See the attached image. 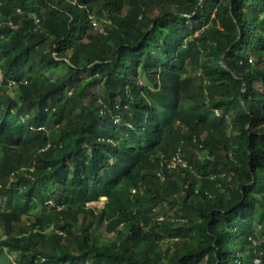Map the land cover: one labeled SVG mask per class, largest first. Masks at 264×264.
I'll list each match as a JSON object with an SVG mask.
<instances>
[{
  "label": "trees",
  "instance_id": "16d2710c",
  "mask_svg": "<svg viewBox=\"0 0 264 264\" xmlns=\"http://www.w3.org/2000/svg\"><path fill=\"white\" fill-rule=\"evenodd\" d=\"M0 264H264V0H0Z\"/></svg>",
  "mask_w": 264,
  "mask_h": 264
},
{
  "label": "built area",
  "instance_id": "2783aa9c",
  "mask_svg": "<svg viewBox=\"0 0 264 264\" xmlns=\"http://www.w3.org/2000/svg\"><path fill=\"white\" fill-rule=\"evenodd\" d=\"M38 19L35 20L36 23H38ZM92 25L94 27V29L96 31H98L100 34H106V30H105V27L102 25V24H99L98 21L96 20H92ZM184 152H183V147H180L177 152L174 154L173 158L167 162L168 163V167L169 168H177L178 166L179 167H182V168H188V163L187 161L185 160V156H184ZM136 191H134L135 193Z\"/></svg>",
  "mask_w": 264,
  "mask_h": 264
},
{
  "label": "rangeland",
  "instance_id": "374dc122",
  "mask_svg": "<svg viewBox=\"0 0 264 264\" xmlns=\"http://www.w3.org/2000/svg\"><path fill=\"white\" fill-rule=\"evenodd\" d=\"M16 92L12 89V90H9V95L11 96V95H13V94H15ZM229 134H230V131H229V129H227V127L222 131V137L223 138H226V140L228 139V136H229ZM225 140V141H226ZM229 142V147H230V141H227V143ZM174 196L173 195V193L172 194H170V196ZM175 197H177L176 195L174 196V198ZM103 201H105V199L103 200ZM101 206L102 205H91L90 206V208H89V213H90V215L91 216H93L95 219H97V213L95 212V210H98L99 208H101ZM23 228H26L27 226H28V222L27 221H24V223L23 224H20ZM104 228H102V233L104 234V237H106V238H109V237H111L112 235H109V234H105L106 232L104 231ZM167 244V243H166Z\"/></svg>",
  "mask_w": 264,
  "mask_h": 264
}]
</instances>
